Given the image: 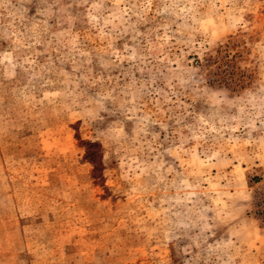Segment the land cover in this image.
<instances>
[{
	"label": "rangeland",
	"instance_id": "1",
	"mask_svg": "<svg viewBox=\"0 0 264 264\" xmlns=\"http://www.w3.org/2000/svg\"><path fill=\"white\" fill-rule=\"evenodd\" d=\"M264 0H0V264H264Z\"/></svg>",
	"mask_w": 264,
	"mask_h": 264
},
{
	"label": "trees",
	"instance_id": "2",
	"mask_svg": "<svg viewBox=\"0 0 264 264\" xmlns=\"http://www.w3.org/2000/svg\"><path fill=\"white\" fill-rule=\"evenodd\" d=\"M253 200L254 214L258 215L259 220L264 222V191L257 193Z\"/></svg>",
	"mask_w": 264,
	"mask_h": 264
}]
</instances>
